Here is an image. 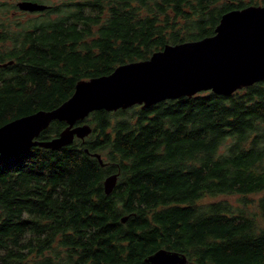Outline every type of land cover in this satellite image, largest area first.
<instances>
[{
    "label": "trees",
    "instance_id": "16d2710c",
    "mask_svg": "<svg viewBox=\"0 0 264 264\" xmlns=\"http://www.w3.org/2000/svg\"><path fill=\"white\" fill-rule=\"evenodd\" d=\"M252 4L51 5L27 28L18 22L16 37L0 31V127L59 106L81 79L212 36L224 13ZM3 16L9 20L0 30L11 19ZM90 116L85 139L0 155V264H146L160 248L184 253L191 264H264V197L248 198L264 192V80L231 95L202 91ZM65 127L54 121L38 139ZM115 173L107 194L104 179ZM233 194L240 204L201 202Z\"/></svg>",
    "mask_w": 264,
    "mask_h": 264
},
{
    "label": "water",
    "instance_id": "95a60500",
    "mask_svg": "<svg viewBox=\"0 0 264 264\" xmlns=\"http://www.w3.org/2000/svg\"><path fill=\"white\" fill-rule=\"evenodd\" d=\"M22 10L48 9L35 1L18 3ZM264 80V5H249L224 13L215 34L200 40L167 44L149 59L117 66L108 75L81 79L70 98L51 110H38L0 127V155L40 146L58 150L76 138L85 139L92 132L82 123L98 110H126L140 105L149 108L162 101L192 97L202 91L231 95ZM63 121L66 127L47 140L40 134L52 122ZM95 156L104 165L102 156ZM118 174L104 179L110 194ZM127 217L123 218L126 221ZM150 264H184L183 253L160 249L146 257Z\"/></svg>",
    "mask_w": 264,
    "mask_h": 264
},
{
    "label": "rangeland",
    "instance_id": "374dc122",
    "mask_svg": "<svg viewBox=\"0 0 264 264\" xmlns=\"http://www.w3.org/2000/svg\"><path fill=\"white\" fill-rule=\"evenodd\" d=\"M20 1H23V0H0V5L1 4H4L2 7V10L0 11V21H7L9 20V18L7 17H4L3 15H8L11 17L10 19V22L9 24H6V28L5 29H2V30H7L9 31V34L11 37H16L18 34H16V31H17V23L18 22H21V26H19V29L20 30H23L25 28H27V26L30 24V21L32 20H35V18L37 17H41L42 14L39 13V12H43V11H40V10H34V11H29V10H18V9H15L13 7V5L15 3H18ZM67 1H71V0H46V4L48 5H57V4H60L62 2H67ZM241 1H244V2H247L248 0H231V2H235V3H239ZM264 2L262 0H257V4L255 5H263ZM14 45V43L10 42L8 44V46L6 47H12ZM3 50V45L0 43V51ZM171 100V99H169ZM113 112V111H112ZM91 115V114H90ZM92 117L91 116H88L87 117V120H85L86 123H89V120L91 119ZM264 192H260V193H256V194H252V195H249L248 198L254 200V201H258L260 200L261 198H263L264 196ZM241 198V195H237V194H233V195H220L218 197H211V196H207L205 198H203L201 200V202H210V201H221V200H231L232 203L234 204H240L241 202L239 201V199Z\"/></svg>",
    "mask_w": 264,
    "mask_h": 264
},
{
    "label": "flooded vegetation",
    "instance_id": "af4514ba",
    "mask_svg": "<svg viewBox=\"0 0 264 264\" xmlns=\"http://www.w3.org/2000/svg\"><path fill=\"white\" fill-rule=\"evenodd\" d=\"M23 1H33V0H23ZM21 2V1H20ZM35 2H37V1H35ZM19 3V2H18ZM40 3V2H39ZM44 4H46V3H44ZM46 5H48V4H46ZM252 5H255V4H252ZM264 5V4H263ZM49 6V8L51 7V5H48ZM48 8V9H49ZM47 10V9H46ZM40 13V12H39ZM82 123H85V120L83 121V122H80V124H82ZM66 124V123H65ZM111 175V174H110ZM106 178V177H105ZM160 249H167V248H160ZM160 249H158V250H160ZM157 250V251H158ZM167 250H172V249H167ZM172 251H174V250H172ZM156 252V251H155ZM154 252V253H155ZM177 252H179V251H177ZM180 253H182V252H180ZM184 254V253H183ZM148 257V256H147ZM146 259V258H145ZM146 262V261H145ZM146 264H150V263H147L146 262ZM184 264H191V262L188 260V258H187V262L186 263H184Z\"/></svg>",
    "mask_w": 264,
    "mask_h": 264
}]
</instances>
